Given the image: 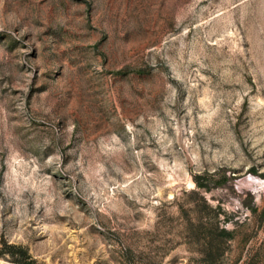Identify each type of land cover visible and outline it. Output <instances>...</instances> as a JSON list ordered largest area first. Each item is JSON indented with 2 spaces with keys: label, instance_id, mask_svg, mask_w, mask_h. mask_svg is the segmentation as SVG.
I'll return each mask as SVG.
<instances>
[{
  "label": "rangeland",
  "instance_id": "obj_1",
  "mask_svg": "<svg viewBox=\"0 0 264 264\" xmlns=\"http://www.w3.org/2000/svg\"><path fill=\"white\" fill-rule=\"evenodd\" d=\"M0 264H264V0H0Z\"/></svg>",
  "mask_w": 264,
  "mask_h": 264
}]
</instances>
